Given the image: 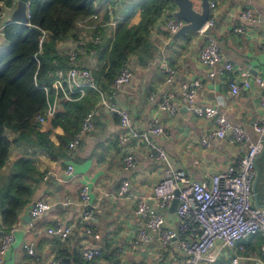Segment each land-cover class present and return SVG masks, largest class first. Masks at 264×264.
<instances>
[{"label":"crops","instance_id":"crops-1","mask_svg":"<svg viewBox=\"0 0 264 264\" xmlns=\"http://www.w3.org/2000/svg\"><path fill=\"white\" fill-rule=\"evenodd\" d=\"M138 2L140 0H103L97 5L96 21L103 24L96 30L86 29L85 35L98 33L99 47L87 42L83 52L77 55V60L90 67L93 74L94 70L102 67L99 54L109 48L115 25ZM210 2L215 5L210 8L209 16L213 18V24L207 33L215 38L223 58L233 64L232 71L223 69L220 74L208 77L207 67L197 57L198 51L207 40L206 36L191 31L171 41L167 29V21L171 16L165 10L150 27V46L148 45L146 52L141 56L132 54L129 57V82L123 84L115 94L110 91L111 82L108 88L103 89L110 101L127 111L129 125L136 131L146 129L152 114L158 115L163 133H149L148 138L164 149L167 161L159 159L138 137L128 135L121 142L119 137L124 129L119 123L118 115L100 105L99 97L90 110H95L91 116L94 128L76 146L67 147L65 155L55 159L42 146L25 139H17L15 131L4 127V135L11 143L7 157L0 167L3 191L13 164L20 158L29 159L41 175L36 181L30 180L32 193L10 226L13 240L1 257V264H48L52 258H58L59 264L65 258L69 259L68 264H75L74 259H81L80 249L86 247H97L100 251L89 261L81 259L87 264H135L137 261L148 264H182L181 255L163 248L153 237L130 249L131 239L143 224L134 211L137 200L153 203L151 186L161 178L167 166L182 169L189 179H204L225 168L246 149L244 145L239 149L236 144L209 137V132L215 127L214 118L195 114L192 111L194 107H215L230 124L246 130L250 139L256 137L252 125L262 114L259 101L261 88L257 84L252 83L249 88L239 87L233 93L229 82L237 81L240 84L237 67L247 68L252 75L264 79V0ZM15 4L16 0H11L9 5L3 2L0 4V49L7 45L2 28L6 23L12 22L10 15ZM245 9L251 11V20L245 21L240 17ZM137 20L138 15L135 14L129 21L134 23ZM108 21H114V24H108ZM238 25L244 26L243 32L233 31ZM74 31L75 37L68 36L57 43L58 50L65 57L66 52L73 47V40L83 34L76 23ZM163 63L175 70L168 86L164 81ZM194 79H199L200 85L196 88L193 101L189 103L181 94L179 83ZM167 89L174 96L176 109L172 115L157 108L162 93ZM67 101L71 100L49 95L47 102L53 112L51 115L44 114V121L46 116H52L59 111L64 110L69 119L76 111L80 112L77 107L64 109ZM54 130L62 131L60 127H55ZM202 139H205L204 144L201 143ZM127 152L133 153L136 161L132 166L124 168L121 158ZM68 164L72 165L70 174L65 171ZM255 166L253 202L263 205L264 151L256 159ZM124 179L129 182L130 194L118 197L116 190ZM84 183L90 189L87 204H83L79 196ZM36 200L45 201L50 206L41 215L31 217L29 208ZM84 213H90L92 218L82 220ZM163 214L165 224L176 226L174 211L170 210V206L163 210ZM58 224L71 225L70 236L65 241H60L46 231L47 227ZM86 227L93 229L97 236L86 233ZM4 228L1 226L0 215V236ZM25 242L32 243L37 257L27 254L23 248ZM241 243L244 250L240 252L242 257L238 264H264V249L261 248L264 245L263 232L247 236ZM61 252L65 255H58ZM231 255L232 251L224 248L217 259L218 264H230Z\"/></svg>","mask_w":264,"mask_h":264},{"label":"built area","instance_id":"built-area-1","mask_svg":"<svg viewBox=\"0 0 264 264\" xmlns=\"http://www.w3.org/2000/svg\"><path fill=\"white\" fill-rule=\"evenodd\" d=\"M28 4L27 0V14L29 16ZM214 5V2H210V8H213ZM240 17L245 21L251 20V11L249 9L243 10ZM96 19L97 14L93 12L76 20L75 23L83 34L73 40V47L66 52L69 66L65 68L57 67L50 73L53 94L65 100H73L81 97L86 88L95 90L99 97V104L118 115L119 123L124 129L119 137L121 142L128 135L138 137L156 153L159 159L167 161L164 149L148 138L149 133H163L158 115L156 113L151 115L146 129L141 131L132 129L129 125L127 111L108 99L105 91L98 86L91 68L77 60L78 53L83 52L87 42H99L98 33L85 35L86 29L96 30L98 26L103 24L98 23ZM182 22L183 20L180 18L170 17L167 21L169 34L177 30ZM26 24H29V22ZM108 24H114V21H108ZM212 24L213 18L209 16L197 31L207 38L198 51L197 57L207 67L208 77L220 74L223 69L230 71L234 69L233 64L221 55L215 38L207 33ZM243 30V25L233 28L234 32H243ZM47 36L48 32L46 30L40 31L37 40L38 50L42 48V43ZM236 69L240 84L237 81L229 82L233 93L239 87L249 88L252 83L261 88L259 101L262 114L252 125V129L256 134L255 139H250L248 132L243 128L230 124L223 114L217 112L215 107H194L192 111L195 114L204 118H214L215 127L209 132V137L236 144L239 149L244 145L246 149L232 163L204 179H189L182 169L167 166L161 178L151 186L153 203L143 199L136 202L134 211L140 216L143 224L131 239L130 249L135 248L140 243L147 242L153 237L163 248H168L181 255L182 264H218L217 259L224 248L232 251L229 259L230 264H238L242 257L240 252L244 250L241 241L257 232L264 233V204H255L252 194L253 182L256 176L255 162L264 151V79L258 75H252L247 68L237 67ZM162 70L165 73V84L168 86L174 77L175 70L165 63H163ZM130 78L131 71L126 63L111 81V93L115 94L123 84L129 82ZM199 85V79L179 83L180 92L189 103L193 101L196 88ZM157 108L171 115L175 113L174 96L171 90L167 89L162 93ZM52 112L53 108L47 102L45 113L36 114L35 119L42 122L44 121V114L51 115ZM92 112H95V110ZM92 112H88L83 117L80 127L68 142L69 148L76 146L83 136L94 128L91 117ZM201 143L204 144L205 139H202ZM135 161L136 156L131 152L125 153L121 158L124 168L132 166ZM65 171L67 174L72 173V165L68 164ZM46 176L47 173L44 178ZM128 186V180H122L118 185L116 195L118 197L128 196L130 194ZM89 190L87 183L82 184L79 196L83 204L88 203ZM176 190L178 191L174 209L176 226H169L165 224L163 210L170 206ZM49 206L50 204L45 201L36 200L30 205L29 215L37 217ZM89 218H92L90 213H84L82 216V220ZM46 231L60 241H65L70 236L71 225L49 226ZM85 232L97 236L96 232L90 227H86ZM12 240V227L8 231H2L0 236V264L1 257L9 249ZM23 248L30 256L37 257L32 243L25 242ZM261 248L263 250L264 245ZM99 253L97 247H86L80 249L79 255L81 259L89 261ZM59 263L58 258H52L48 262V264ZM135 264L148 263L137 261Z\"/></svg>","mask_w":264,"mask_h":264},{"label":"trees","instance_id":"trees-1","mask_svg":"<svg viewBox=\"0 0 264 264\" xmlns=\"http://www.w3.org/2000/svg\"><path fill=\"white\" fill-rule=\"evenodd\" d=\"M10 1L0 0V4L9 5ZM102 1L28 0L29 24L12 21L3 26L7 45L0 49V167L11 143L4 135V127L15 131L17 139L42 146L52 159L65 155L68 142L83 117L95 106L97 92L87 88L79 100L76 98L64 103V109L77 107L80 110L73 113L71 119L64 110L46 116L44 122H38L35 116L45 110L49 95L53 94L50 73L57 67L69 66L65 55L58 50L57 43L65 37H75L76 20L95 12ZM170 4L171 0H140L115 25L109 48L99 54L102 67L94 70L93 74L100 89L109 87L132 54L141 56L146 52L150 46V27L163 11L170 9ZM135 14L138 20L130 23L129 20ZM41 30H46L48 36L38 50L37 40ZM93 46L98 48L99 44L94 43ZM55 127H60L62 131L57 132ZM39 175L41 173L35 170L29 159L20 158L13 164L5 191L0 183L1 226L5 227L2 231L10 229L32 193L30 180L36 181ZM58 255L65 254L61 252ZM68 263V258L63 259L62 264ZM74 263L87 264L81 259H74Z\"/></svg>","mask_w":264,"mask_h":264},{"label":"water","instance_id":"water-1","mask_svg":"<svg viewBox=\"0 0 264 264\" xmlns=\"http://www.w3.org/2000/svg\"><path fill=\"white\" fill-rule=\"evenodd\" d=\"M168 14L173 18L183 20L177 30L170 33L169 39L174 41L177 37L185 35L187 32H195L203 25L210 15V0H171ZM10 20L14 22L27 23V0H16V4L10 15ZM255 181L253 182L254 185ZM178 191L170 204V210L175 209Z\"/></svg>","mask_w":264,"mask_h":264}]
</instances>
